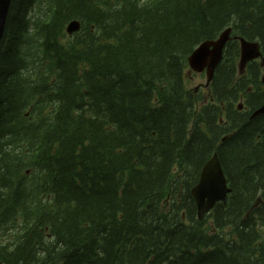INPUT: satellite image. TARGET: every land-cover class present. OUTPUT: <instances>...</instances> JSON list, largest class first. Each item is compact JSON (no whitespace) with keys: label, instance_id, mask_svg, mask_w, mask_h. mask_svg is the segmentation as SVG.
<instances>
[{"label":"trees","instance_id":"1","mask_svg":"<svg viewBox=\"0 0 264 264\" xmlns=\"http://www.w3.org/2000/svg\"><path fill=\"white\" fill-rule=\"evenodd\" d=\"M227 28L203 102L187 59ZM235 37L264 54V0H11L0 264H264V90ZM213 154L231 193L199 222Z\"/></svg>","mask_w":264,"mask_h":264},{"label":"water","instance_id":"2","mask_svg":"<svg viewBox=\"0 0 264 264\" xmlns=\"http://www.w3.org/2000/svg\"><path fill=\"white\" fill-rule=\"evenodd\" d=\"M11 0H0V44L3 38L6 19ZM80 30V22L71 21L66 27V33L72 35ZM231 30H225L217 40L201 43L188 57L187 64L190 71L202 74L205 73L206 85L211 81L216 67L222 60V53L225 44L229 40ZM239 63L238 71L243 72L246 65L262 56L257 43L245 41L239 38ZM264 84V77L262 78ZM241 109V107H239ZM264 114V104L257 109L251 117ZM231 189L227 186L226 178L222 171L219 159L216 154L206 162L200 171L197 184L191 189L190 194L196 205L197 219L201 221L204 215L212 210L217 203L225 204Z\"/></svg>","mask_w":264,"mask_h":264},{"label":"rangeland","instance_id":"3","mask_svg":"<svg viewBox=\"0 0 264 264\" xmlns=\"http://www.w3.org/2000/svg\"><path fill=\"white\" fill-rule=\"evenodd\" d=\"M187 85L190 90L199 93L201 97L204 98L203 102L207 101V96L205 95V87L206 78L204 74L201 75H193L188 72L186 75Z\"/></svg>","mask_w":264,"mask_h":264},{"label":"bare ground","instance_id":"4","mask_svg":"<svg viewBox=\"0 0 264 264\" xmlns=\"http://www.w3.org/2000/svg\"><path fill=\"white\" fill-rule=\"evenodd\" d=\"M227 29H230V28H227ZM227 29H226V30H227ZM230 30H231V29H230ZM217 39H218V38H217ZM217 39H216V40H217ZM213 41H215V40H213ZM197 47H198V46H197ZM197 47H196V48H197ZM196 48H195V49H196ZM195 49H194V50H195ZM194 50H193V51H194ZM262 66H263V67H262ZM188 68H189V67H188ZM216 68H217V67H216ZM259 68H260V70H261V71H260V74H259V82H260L261 85H262V78L264 77V65H262V64L260 65V64H259ZM214 72H215V71H214ZM204 90H205V92H206V91L208 90V88L205 87ZM194 92H195V91H194ZM225 204H226V203H225ZM225 204H224V205H225ZM195 207H196V205H195ZM209 213H210V211L204 215V218H205ZM196 217H197V212H196ZM204 218H203V219H204ZM203 219H202V220H203ZM197 220H198V219H197ZM202 220H201V221H202ZM198 221H199V220H198ZM201 221H199V222H201Z\"/></svg>","mask_w":264,"mask_h":264},{"label":"flooded vegetation","instance_id":"5","mask_svg":"<svg viewBox=\"0 0 264 264\" xmlns=\"http://www.w3.org/2000/svg\"><path fill=\"white\" fill-rule=\"evenodd\" d=\"M263 57H264V54H263ZM254 62H257L258 65H259V64H260V65L262 64V60H261V59L256 60V61H254ZM262 67H263V66H262ZM262 85H263V84H262ZM262 90H264V85H263V87H262ZM263 104H264V103H263ZM263 104H262L260 107H262ZM256 110H257V109H256ZM256 110H255V111H256ZM255 111H254V112H255ZM254 112H253V113H254ZM253 113L251 114V116L253 115ZM251 116H250V118H254V117H251ZM257 116H258V115H257ZM255 117H256V116H255Z\"/></svg>","mask_w":264,"mask_h":264}]
</instances>
